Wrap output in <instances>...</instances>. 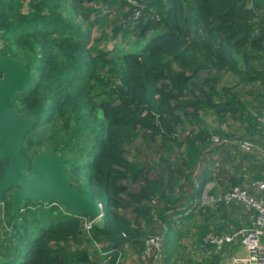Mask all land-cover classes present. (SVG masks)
<instances>
[{"label":"trees","instance_id":"16d2710c","mask_svg":"<svg viewBox=\"0 0 264 264\" xmlns=\"http://www.w3.org/2000/svg\"><path fill=\"white\" fill-rule=\"evenodd\" d=\"M0 54L33 77L9 100L36 117L25 154L34 139L62 153L73 186L103 205L89 227L59 203L14 214L6 190L0 264H124L128 248L129 264H156L151 235L163 264L233 256L240 242L207 255L204 238L251 225L252 210L218 198L264 180L261 152L237 145L264 148V0H0ZM8 165L0 156V179ZM190 244L201 256L174 261Z\"/></svg>","mask_w":264,"mask_h":264},{"label":"water","instance_id":"95a60500","mask_svg":"<svg viewBox=\"0 0 264 264\" xmlns=\"http://www.w3.org/2000/svg\"><path fill=\"white\" fill-rule=\"evenodd\" d=\"M0 72V156L9 160L0 179V199L6 190L16 187L12 193L14 214L29 202L59 203L70 213L96 221L103 214V205L73 186L62 153H38L30 159L24 152L36 117L22 116L9 100L31 86L28 64L0 54Z\"/></svg>","mask_w":264,"mask_h":264},{"label":"built area","instance_id":"2783aa9c","mask_svg":"<svg viewBox=\"0 0 264 264\" xmlns=\"http://www.w3.org/2000/svg\"><path fill=\"white\" fill-rule=\"evenodd\" d=\"M260 120L264 128V115ZM215 141L218 142L219 138L215 137ZM237 145L242 152L258 150L261 152L264 160V148H261L253 141L242 139L237 141ZM212 198L215 201V198ZM218 199L226 203L231 201L243 203L249 210L254 212L252 223L233 232H223L221 234L208 233L204 238V242L211 245L212 249L203 245L207 252L206 254L208 255L212 251L218 253L223 249L225 244L238 241L246 251V255L234 256L228 259L229 261L227 260V264H264V180L258 179L250 182L248 185L236 186L223 193ZM92 222L88 220L87 226L90 227ZM146 245L147 255H151L153 251L156 264H163L161 254L163 237L151 235L147 238Z\"/></svg>","mask_w":264,"mask_h":264},{"label":"rangeland","instance_id":"374dc122","mask_svg":"<svg viewBox=\"0 0 264 264\" xmlns=\"http://www.w3.org/2000/svg\"><path fill=\"white\" fill-rule=\"evenodd\" d=\"M42 135H43V137H47L45 135V132H42ZM34 140L35 141H33V143L28 147V153L30 155H35L37 153H49V152H47L45 147L37 145L39 142L38 140H36V139H34ZM257 154L259 156H262L261 153H257ZM228 166H229L228 164H225V168H228ZM215 185H216L215 180H211L210 182H208V184H207V186L203 192V195H202L203 204H212L214 202L212 200L213 199L212 198L213 197L212 196V190L215 187ZM186 214H187V212L183 213V215H186ZM198 217L199 216L197 215L196 218H198ZM99 219H97V220H99ZM183 243H186V241H183ZM188 249H189V252H187L186 256H184L181 252H179L178 253V255H179L178 259H180V260L183 258L186 259V257H187V258H192V259L197 260L201 256V255L197 256L196 252L194 251V246L192 244L189 245ZM127 251H128V253L124 259V264H129L130 260L135 257V254H133V252L129 248Z\"/></svg>","mask_w":264,"mask_h":264},{"label":"crops","instance_id":"0c3cea01","mask_svg":"<svg viewBox=\"0 0 264 264\" xmlns=\"http://www.w3.org/2000/svg\"><path fill=\"white\" fill-rule=\"evenodd\" d=\"M220 188H222V187H220ZM219 188V189H220ZM219 192V191H218ZM202 203H203V200H202ZM179 216H181V214L179 215ZM180 219V218H179ZM185 222H186V220H184V221H182V224L185 226ZM188 223H190V224H195V222H194V219L193 220H188L187 221ZM181 223V222H180ZM183 225H181V226H183ZM231 255H233L232 257H234V256H244V255H246V251L244 250V248L241 246V245H239L238 244V247L235 249V253L234 254H231ZM178 254L174 257L175 259H174V261H179V262H181L182 260H180V259H178ZM232 257H229V256H225V258H224V260H223V264H227L228 263V259H231ZM134 258H132L131 260H133ZM228 260V261H227Z\"/></svg>","mask_w":264,"mask_h":264}]
</instances>
